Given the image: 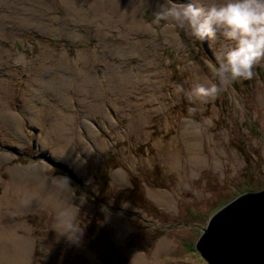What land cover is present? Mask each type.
I'll return each instance as SVG.
<instances>
[{
  "label": "rangeland",
  "instance_id": "374dc122",
  "mask_svg": "<svg viewBox=\"0 0 264 264\" xmlns=\"http://www.w3.org/2000/svg\"><path fill=\"white\" fill-rule=\"evenodd\" d=\"M3 1L0 110L13 112L27 133L8 140L0 131V162L11 157L0 166V194L11 180L7 167L28 175L44 166L48 177L67 178L77 208L65 228L62 214L39 202L5 209L34 229L32 264H89V224L103 226L106 241H96L111 247V264H133L141 254L149 262L209 264L197 243L211 217L241 194L264 189V61L251 80L221 84L216 73L233 42L220 36L209 45L172 22L157 25L154 4L146 2L139 18L159 36L124 39L121 25L101 29L79 0L74 17L59 0H39L45 15L28 3L26 13L23 2L10 12ZM212 83L220 89L214 99L189 100L197 84ZM192 130L201 136L186 138ZM196 155L203 158L197 166ZM164 192L173 196L170 206L154 200L168 199ZM164 239L171 249L157 257Z\"/></svg>",
  "mask_w": 264,
  "mask_h": 264
},
{
  "label": "bare ground",
  "instance_id": "6f19581e",
  "mask_svg": "<svg viewBox=\"0 0 264 264\" xmlns=\"http://www.w3.org/2000/svg\"><path fill=\"white\" fill-rule=\"evenodd\" d=\"M8 0L5 3L6 8L10 12H13L11 6H17L18 4H25V6L21 5L22 10L26 9V3L33 9H37L45 15V7L43 3L39 0H12L9 3ZM60 3L67 9V14L75 15L80 14L81 8H78L76 5V0H59ZM82 4L83 9H87L86 5H88V10L93 13L94 18L98 21L99 26L104 28L107 31H111L114 29H119L121 25L124 31L121 33L124 39H133V38H142V37H150L151 39H155L159 36L158 30L155 29L153 24H148L144 20L139 18L142 7L146 2L154 5H158V1H150V0H79ZM223 1V0H222ZM1 2H4L1 0ZM17 2V3H16ZM204 4H211L217 2V0H202ZM219 3V2H217ZM156 9V8H155ZM26 11V10H23ZM27 13V11H26ZM6 16V15H5ZM29 26H35L34 23H30ZM41 31L50 33V28L39 27ZM1 33V29H0ZM165 34L171 35L172 37H176V35L172 34L168 29L164 30ZM120 54H125V51L120 48L118 51ZM134 54V53H133ZM83 54H80L81 56ZM80 58V57H79ZM89 58H92L89 54ZM141 69V68H140ZM143 70V69H141ZM137 80L142 82L144 80L143 76L140 75ZM148 80V79H147ZM127 82H124V84ZM123 84V85H124ZM33 113V109L29 108ZM16 115L10 111L4 112L0 110V131H7L5 134L8 140H13L15 137H19L23 135V133H14L12 130L14 127H10L8 121H11L15 128L14 131H20L21 126L17 123ZM188 126H193V122L187 123ZM193 131V132H192ZM191 133H185V137L191 136H201V133H197L198 131L192 130ZM44 142H47L44 141ZM194 148L199 150L202 148V144L200 142H194ZM53 157L55 159L61 160L63 159V152L61 150H52ZM11 157L9 155H5L0 162V166L4 165L5 162L9 161ZM192 163L194 165H198L203 162V158L201 156H195L191 158ZM78 168L79 165H76ZM44 166L34 167L35 171L33 174H26L22 172L23 167H7L6 170L9 171L11 175V180H7L5 184V190L3 194H0V264H32V254L35 249L36 239L34 236V229L31 225L28 224L26 220L23 219L22 215L18 212L17 215H11L7 212L6 208H13L22 211V209L26 208L29 204L28 202L35 201L39 202L44 206L52 207L58 213H61L59 221L61 222L62 228H65L67 224L72 220V212L77 210L76 201L72 196L71 186L67 179L64 178H55L48 177L46 175V170ZM30 169V168H27ZM23 173V174H21ZM123 174L119 173L116 176L119 178L122 177ZM25 183V184H21ZM0 185H2V176L0 175ZM31 186L32 190L29 188ZM28 187V188H27ZM27 188V189H26ZM26 189V191H25ZM21 192L25 194L24 198H21ZM164 195L167 198H154V200L163 206H170L171 200L173 196L164 192ZM3 227V229H2ZM20 229L24 231V233H20ZM172 241L164 239L159 243L156 251V256L160 257L166 254L172 245ZM25 252H28L27 262L24 263L23 256ZM133 264H177V260H170L166 262H160L158 260H153V262H149L147 258L141 254L137 255Z\"/></svg>",
  "mask_w": 264,
  "mask_h": 264
},
{
  "label": "clouds",
  "instance_id": "9594fccd",
  "mask_svg": "<svg viewBox=\"0 0 264 264\" xmlns=\"http://www.w3.org/2000/svg\"><path fill=\"white\" fill-rule=\"evenodd\" d=\"M162 21L187 29L194 39L209 45L220 36L233 42L216 73L221 84L251 80L254 67L264 61V0H224L207 5L202 0H163L157 5L153 23L159 25ZM177 91H183L182 86H177ZM219 91L216 83L197 84L188 98L207 101Z\"/></svg>",
  "mask_w": 264,
  "mask_h": 264
},
{
  "label": "water",
  "instance_id": "95a60500",
  "mask_svg": "<svg viewBox=\"0 0 264 264\" xmlns=\"http://www.w3.org/2000/svg\"><path fill=\"white\" fill-rule=\"evenodd\" d=\"M197 249L209 264H264V189L243 193L218 210Z\"/></svg>",
  "mask_w": 264,
  "mask_h": 264
},
{
  "label": "trees",
  "instance_id": "16d2710c",
  "mask_svg": "<svg viewBox=\"0 0 264 264\" xmlns=\"http://www.w3.org/2000/svg\"><path fill=\"white\" fill-rule=\"evenodd\" d=\"M258 72L260 75H262V72L258 69ZM264 77V76H263ZM140 196V195H139ZM99 217H97L98 219ZM88 229H87V233L90 234L91 237L94 238V243L91 245L93 251L91 252L92 253V261H88L89 264H106L108 261V264H111V260H112V256H110V254H112V249L110 246L108 245H102L100 244V242H97L96 239H104L106 241V235L104 233V228L103 226H98L95 224H93V227L92 225L90 226V224L87 226ZM97 242V244H96ZM95 244V245H94ZM94 245V247H93ZM98 245V247H97ZM90 247V246H89ZM91 247L89 248L91 250ZM110 253V254H109ZM88 259L91 260V257L87 256ZM86 258V261L88 260Z\"/></svg>",
  "mask_w": 264,
  "mask_h": 264
},
{
  "label": "crops",
  "instance_id": "0c3cea01",
  "mask_svg": "<svg viewBox=\"0 0 264 264\" xmlns=\"http://www.w3.org/2000/svg\"><path fill=\"white\" fill-rule=\"evenodd\" d=\"M20 131H21V132H19V131H14V133H27V132H25L22 128L20 129ZM4 132L6 133L7 131H4ZM30 132H31V131H30ZM30 132H29V133H30Z\"/></svg>",
  "mask_w": 264,
  "mask_h": 264
}]
</instances>
